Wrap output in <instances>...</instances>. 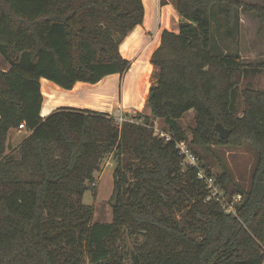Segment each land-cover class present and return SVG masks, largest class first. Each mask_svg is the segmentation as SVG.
Here are the masks:
<instances>
[{"label":"trees","instance_id":"1","mask_svg":"<svg viewBox=\"0 0 264 264\" xmlns=\"http://www.w3.org/2000/svg\"><path fill=\"white\" fill-rule=\"evenodd\" d=\"M178 33L163 30L150 57V115L121 126L107 114L61 107L41 118L44 79L64 91L127 73L119 46L143 21L141 0H0V264H127L119 244L140 236L128 264H263L264 91L236 89L247 72L237 53H214L212 27L236 38L242 0H173ZM264 68V64L261 65ZM244 109L236 115V102ZM193 111V127L178 121ZM162 120L170 140L155 135ZM229 130L223 140L215 129ZM27 136L7 152L11 130ZM194 150L248 143L257 162L247 188L226 169L214 177L235 214L216 202L175 144ZM16 153V155L14 154ZM115 162L110 223H93L82 197L105 157Z\"/></svg>","mask_w":264,"mask_h":264},{"label":"rangeland","instance_id":"2","mask_svg":"<svg viewBox=\"0 0 264 264\" xmlns=\"http://www.w3.org/2000/svg\"><path fill=\"white\" fill-rule=\"evenodd\" d=\"M242 2L264 8V0H242ZM224 22L220 18L218 23H213L212 27V50L214 53H237L240 62L246 69L245 76L241 79L237 94L245 88L264 91V24L252 14H240V22L236 38L231 39L224 36ZM8 63L0 55V71H7ZM109 79H104L96 85H88L87 89L79 90L77 95L72 98L79 108L93 112L107 114L114 119L121 118L123 123L136 117L141 122V116L148 114L145 102H134L124 98V77H115V82L108 87ZM150 84V77L147 79ZM106 88H104V86ZM150 86V85H149ZM244 109L242 100L238 97L236 102V115H240ZM193 111H188L178 121V125L187 132L193 127ZM154 130L167 132V127L162 120L153 121ZM27 136L26 131L17 132L11 130L7 139V152L13 151L18 144ZM202 158V163L208 165L210 174L213 177H220L223 169H226L232 177L234 183L247 188L257 162L256 151L248 143L240 146L211 147L208 153L201 148L194 149ZM16 155V153H14ZM115 162L111 157H105L101 162L100 168L94 173V182L90 190L85 192L82 197L83 204L92 208L93 223H110L112 218L109 200L112 194V171ZM142 237L123 236L119 246L125 255L126 263L130 254L134 252V246L139 245ZM82 264H89L85 259ZM264 264V262H263Z\"/></svg>","mask_w":264,"mask_h":264},{"label":"crops","instance_id":"3","mask_svg":"<svg viewBox=\"0 0 264 264\" xmlns=\"http://www.w3.org/2000/svg\"><path fill=\"white\" fill-rule=\"evenodd\" d=\"M141 2L143 5V21L141 25H137L125 37L119 46L121 56L131 63L129 71L121 76L124 77V85L128 83V86L131 88L127 92L124 86V98L129 103L140 102L134 94L135 87L139 86L141 88L144 87V95L147 100L154 72L153 67L149 63L150 57L160 45L162 31L166 30L178 33V24L180 22V17L174 8L173 0H141ZM115 77L120 76L112 75L104 79H111L115 82ZM149 77L150 84L147 83ZM89 86L88 84L77 83L72 90L64 91L52 83L41 79L40 87L43 96L41 118H45L51 112L61 107L78 109L79 107L75 106L77 103L72 97L77 95L76 93L79 90L87 89L86 87ZM45 92L49 95V98H45ZM146 108L149 113L145 115L149 116L150 110L147 105Z\"/></svg>","mask_w":264,"mask_h":264},{"label":"built area","instance_id":"4","mask_svg":"<svg viewBox=\"0 0 264 264\" xmlns=\"http://www.w3.org/2000/svg\"><path fill=\"white\" fill-rule=\"evenodd\" d=\"M115 124L121 126L123 124V120L121 118H117L115 119ZM16 131L19 133L21 131H26V129L24 126L20 125ZM154 132L156 136L164 138L166 141L171 139L169 135L164 134L159 130H154ZM175 148L181 158L182 168H192L197 170V178L203 183L208 192L205 201L216 202L221 206L225 213L235 214L234 205L241 200V196L236 195L232 198L231 202H228L223 191L221 190L220 185L216 183L215 178L213 176H208L204 170L200 168L201 161L195 154H193L187 145L184 142H179L175 144Z\"/></svg>","mask_w":264,"mask_h":264},{"label":"bare ground","instance_id":"5","mask_svg":"<svg viewBox=\"0 0 264 264\" xmlns=\"http://www.w3.org/2000/svg\"><path fill=\"white\" fill-rule=\"evenodd\" d=\"M113 82H114L113 80L109 79L108 87H109V86L112 87V84H111V83H113ZM128 85H129L128 83H126V84L124 85V86L126 87L125 89L127 90V92L131 90L130 86H128ZM102 86H104V84H103ZM127 86H128V87H127ZM104 88L108 89L107 86H106V87L104 86ZM134 94H135L136 98H137L140 102L145 101L144 87H143V88H141L140 86H139V87H135V89H134ZM44 96H45V98H49V95L46 94V92H45V95H44ZM60 104H61V103H60Z\"/></svg>","mask_w":264,"mask_h":264},{"label":"water","instance_id":"6","mask_svg":"<svg viewBox=\"0 0 264 264\" xmlns=\"http://www.w3.org/2000/svg\"><path fill=\"white\" fill-rule=\"evenodd\" d=\"M215 129L221 139L225 140L228 137L229 130L225 129L221 124H215Z\"/></svg>","mask_w":264,"mask_h":264}]
</instances>
